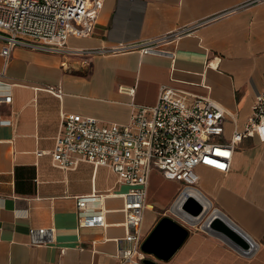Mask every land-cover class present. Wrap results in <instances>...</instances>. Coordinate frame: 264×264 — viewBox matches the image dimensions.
I'll return each instance as SVG.
<instances>
[{
    "label": "crops",
    "instance_id": "obj_1",
    "mask_svg": "<svg viewBox=\"0 0 264 264\" xmlns=\"http://www.w3.org/2000/svg\"><path fill=\"white\" fill-rule=\"evenodd\" d=\"M184 26L191 29L161 46L173 55L73 52L140 42ZM3 44L0 39V71L13 85L12 102L0 105V115L9 119L0 123V264H130L119 257L130 246L125 239L130 186L109 166L54 165L63 115L126 123L134 105H154L168 85L221 105L228 113L222 138L229 140L245 129L263 86L264 0H104L93 33L68 37L65 48L73 51L19 45L5 62ZM196 172L198 182L190 186L195 190L151 171L142 234L165 215L189 232L170 259L147 253L145 258L160 264H264V141L249 134L236 143L228 171L198 165ZM84 195L99 198L103 225H79L77 199ZM191 198L209 204L196 223L171 211L177 202L187 219L195 217L183 210ZM214 209L253 240L252 253L202 227ZM40 228L48 229L42 237L30 232Z\"/></svg>",
    "mask_w": 264,
    "mask_h": 264
},
{
    "label": "built area",
    "instance_id": "obj_2",
    "mask_svg": "<svg viewBox=\"0 0 264 264\" xmlns=\"http://www.w3.org/2000/svg\"><path fill=\"white\" fill-rule=\"evenodd\" d=\"M103 2L0 0V39L4 41L1 55L6 62L12 49L19 45L54 53L73 51L65 48L68 37L92 34ZM189 29L190 26H184L140 42L73 52L88 56L136 50L142 54L173 55L161 46L177 41ZM84 63L88 64L87 59ZM12 85L5 71H0V105L12 102ZM49 89L61 93L58 88ZM227 114L210 97L163 85L156 103L134 105L126 123L101 121L80 113L64 114L52 160L55 166L64 168H74L80 161L109 166L119 181L130 186L125 202L129 228L125 239L130 246L121 249L119 257L130 264L141 263L146 256L141 249L145 238L141 222L151 171L158 170L167 179L177 180L186 187L198 182V165L228 171L238 141L252 133L264 141V82L245 129L235 130L229 140L222 138ZM8 121L0 115V123ZM77 208L79 225L105 223V213L97 196L78 197ZM47 230L31 229L30 232L42 237Z\"/></svg>",
    "mask_w": 264,
    "mask_h": 264
},
{
    "label": "water",
    "instance_id": "obj_3",
    "mask_svg": "<svg viewBox=\"0 0 264 264\" xmlns=\"http://www.w3.org/2000/svg\"><path fill=\"white\" fill-rule=\"evenodd\" d=\"M176 206L177 202L171 208L173 213L185 218L190 223H196L208 210L209 204L206 207H202L195 203L192 198L188 199L183 210L187 209L195 216L191 217V219H187ZM202 227L209 232L223 235L233 246L247 254L252 253L255 249L253 240L218 209H214L208 219L202 223ZM188 232V229L184 225L178 223L172 217L165 215L159 219L152 231L145 237L141 249L147 254L154 255L161 261H166L177 252L187 237ZM143 261L147 264H160L149 258H145Z\"/></svg>",
    "mask_w": 264,
    "mask_h": 264
},
{
    "label": "bare ground",
    "instance_id": "obj_4",
    "mask_svg": "<svg viewBox=\"0 0 264 264\" xmlns=\"http://www.w3.org/2000/svg\"><path fill=\"white\" fill-rule=\"evenodd\" d=\"M186 189H195V188H193V187H190V188H186ZM196 190V189H195ZM196 202L198 203V204H200L202 207H204L205 206V203L203 202L202 204L200 203V201L199 200H196ZM185 207V206H184ZM183 207V208H184Z\"/></svg>",
    "mask_w": 264,
    "mask_h": 264
}]
</instances>
